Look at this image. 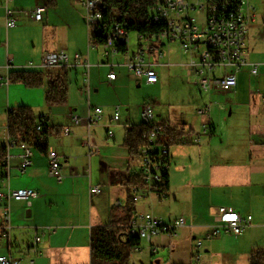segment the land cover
<instances>
[{"label":"crops","instance_id":"crops-1","mask_svg":"<svg viewBox=\"0 0 264 264\" xmlns=\"http://www.w3.org/2000/svg\"><path fill=\"white\" fill-rule=\"evenodd\" d=\"M69 1L72 7H76L72 0ZM40 2L48 5L45 15L40 21L35 20L34 27H30V17L22 8L30 7L31 11ZM60 3L61 0H9L8 6L14 12L17 23L7 28L3 0H0V75L4 79H8L13 71L44 69L39 65L48 52L63 50L68 55L70 64L66 67V103L47 106L45 114L34 113L37 119L40 115L47 117L49 129L45 147L28 144L31 149L30 164L22 168L20 155L23 150L18 144L11 145L8 149V161L0 173L2 193H6L8 189L23 187L34 188L38 192L36 197L25 201L8 200L6 197L0 199V234L4 224V206H8L9 214V229L5 231L7 235L0 238V254L10 253L20 260V264L90 262L91 228L110 221L112 206L116 202L123 204L120 199L122 191L126 190L127 194L130 192L125 183L127 176L140 171L138 160L131 158L123 146L125 130L140 123V112L144 104L152 106L147 101H143L141 105L138 103L139 112L135 116L132 115L131 108L126 107L123 117L119 113V121L108 126L115 107L120 112L121 106L102 108L101 104L107 106V103L103 99H96V95L106 84V80L107 84L115 88L131 86V82L126 81L124 71L119 72V76L114 71L117 66L126 69L129 55L125 54L119 61H114L118 53L110 50L106 56L104 46L90 42L88 26L86 30L78 7L79 15H75L70 6L66 14L58 15ZM260 18L263 23L264 15ZM31 20L34 21L33 18ZM257 21L259 24L256 13L255 18L247 25L246 47L249 28ZM76 53L80 55L79 64H75ZM251 53L254 54L255 51H246L245 57L253 62ZM158 61L155 62V67L167 66V63ZM83 62H88V90L84 86L83 74L86 69ZM30 63L32 67L29 66ZM112 71L115 78L109 79L108 74ZM189 71L194 74L192 70ZM261 75L264 72L253 77L248 68L244 67L236 74L237 84L234 90L223 92L234 110L229 112V116L240 115L245 122L235 121L232 116H224L223 121H226L220 126L217 119L208 117V128L212 126V131L202 134L200 140L195 142L194 137L199 131L188 125L181 116L169 114L167 118L157 120L194 131L189 142L169 146L166 198L159 200L150 194L141 199L142 205L138 201L136 203V212L150 208L153 215L167 223L179 217L185 219V226L178 236L159 234L150 241L146 240L149 253H158L154 264L195 263L194 252L199 254V250H194L197 248L194 241L216 223L219 207L235 210L242 216H251L250 224L245 230L240 235H234L248 257L251 250L263 248L258 243V237L264 231V95L258 88L261 86L258 79ZM73 79L76 83H73ZM251 80H254L253 89ZM140 84L138 81L137 85ZM3 87H6L5 90ZM17 87H22L20 89L29 98L34 97L36 103H31L29 99V102L22 100V103L16 101L11 105L10 93ZM45 90V85L28 86L9 80L7 85L0 87V144H4L8 134V110L25 104L23 102L32 110H37L41 106V100L45 102ZM89 106L100 107L102 110L96 126L87 125ZM70 113L78 116L81 121L78 125H71L70 134L63 135L62 128L70 124ZM57 116L62 117V120H58ZM113 126L122 127L118 139L115 138L114 131L112 136L108 135V128ZM97 128L105 130L104 138L98 137ZM203 136L206 137L204 141ZM88 143L98 150L89 154ZM47 149L58 154L62 175L60 181L49 174ZM93 186H99L100 192L91 193ZM229 233L222 229L215 239L225 242ZM35 236L40 237L36 244ZM213 241L215 240H210L205 245L204 251L208 252L209 248L214 247ZM142 251L143 248L135 252Z\"/></svg>","mask_w":264,"mask_h":264},{"label":"built area","instance_id":"built-area-1","mask_svg":"<svg viewBox=\"0 0 264 264\" xmlns=\"http://www.w3.org/2000/svg\"><path fill=\"white\" fill-rule=\"evenodd\" d=\"M9 0H3L5 10V26L13 27L17 23L14 12L8 6ZM103 0H81L87 11L88 28L94 22L100 19L101 15L98 11ZM198 9H205L206 20L204 24H198L192 12ZM45 11L44 6H36L30 11V16L40 21ZM256 16V6L253 0H157V14L155 20L161 17L166 20L167 28L157 37L150 39H141L135 52H127L129 58L126 67L129 72L137 80L145 84H154L158 82V74L155 70V62L149 56L151 53L156 54L163 39L176 41L181 50L188 54L189 60L185 63L197 77V85L203 92L215 90L219 92L233 91L237 84L236 74L247 67L251 76L257 77L264 72V62H251L245 57L247 25ZM264 23V20H263ZM125 32L122 28L114 26L111 35L108 38L105 55L109 51L117 52L112 45L115 38H124ZM1 41V40H0ZM143 41L150 43L144 44ZM162 56L161 51L156 57ZM75 64L80 63V55H74ZM9 63V62H8ZM9 65V64H8ZM85 66L84 82L88 90V62H83ZM30 67L33 65L30 63ZM68 55L63 51L48 52L44 54L39 65L40 68H59L69 67ZM109 79L115 78L112 71L108 74ZM8 84V79H4L0 75V87ZM264 100V97H263ZM200 115H207L210 112V105L204 104L198 110ZM100 107L88 108L86 122L88 127L96 126L99 123ZM120 114L118 107H115L113 114L109 119L108 126L111 127L119 121ZM141 122L149 129L144 134L146 143L141 147L139 158L137 159L140 166V173L144 180L143 186L130 187V196L133 201L137 202L145 198L147 195L153 194L159 200L166 198V193L158 188L164 182L163 173L168 171L170 166L169 146L159 141L163 137V126L155 119V113L152 106L144 104L140 112ZM81 119L70 113V124L62 128V134L71 133V125H78ZM36 131H42L43 127L40 123L35 126ZM210 129L207 125H203L201 132L195 135L194 141L198 142L202 134H206ZM113 132L108 129V135L112 136ZM4 145L7 148L5 156V164L8 161V149L13 144H18L23 152L20 155L22 162L21 167L25 168L30 164L31 149L30 146L23 141H19L7 134ZM40 141H44V136H40ZM89 154L97 151L98 148L91 144H87ZM49 159V174L58 181L62 179L60 173V162L58 154L51 149L46 151ZM1 183V180H0ZM91 193L100 192L99 186H93ZM38 194L34 188L23 187L16 189H8L6 193L0 191V199L6 197L8 200L25 201L36 197ZM120 205L116 202L115 206ZM216 223L210 226L205 234L207 239L217 237L221 230L230 232L233 235H240L250 224L251 216H242L239 212L219 207L217 212ZM4 224L1 227V237H6L5 231L9 229L7 224L9 219L8 206H4L3 211ZM185 226V219L179 217L172 222H165L163 219L153 215L151 212L138 214L136 212L131 225L130 234L140 239L150 241L152 237L159 234H167L170 237H176L180 234V230ZM40 241L39 236H35L34 244ZM202 246V241L196 242V247ZM133 251H141L139 246H135ZM199 254L194 253L193 260L198 264ZM0 264H20V260L9 254H0Z\"/></svg>","mask_w":264,"mask_h":264},{"label":"trees","instance_id":"trees-1","mask_svg":"<svg viewBox=\"0 0 264 264\" xmlns=\"http://www.w3.org/2000/svg\"><path fill=\"white\" fill-rule=\"evenodd\" d=\"M100 19L96 20L89 29L90 42L104 46L108 42L114 26L122 28L124 38H115L112 45L118 53L128 52L127 37L133 32L141 39L157 38L166 28L165 19L154 16L157 14V0H103L100 7ZM8 80L19 81L28 86L45 85V102L48 106L63 105L67 99L66 67L44 68L37 71H13ZM40 123L42 131H36ZM163 126V137L159 141L170 146L175 143H187L193 129L185 130L172 125L168 121H159ZM47 117L40 115L36 118L32 108L25 104L11 108L7 112V133L27 144L45 147L48 133ZM149 129L143 122L126 128L123 146L131 158L137 160L141 147L146 143L144 134ZM212 126H210V132ZM44 136V141H40ZM7 148L0 144V173L5 164ZM164 182L158 188L166 193L168 188V171L163 173ZM126 185L143 186L144 180L139 172L127 176ZM129 191V190H128ZM136 214V202L127 194L123 204L112 206L110 221L104 225H96L90 231V262L88 264H128L129 257L135 246H140L141 239L130 234V225ZM249 264H264V249L256 248L249 253Z\"/></svg>","mask_w":264,"mask_h":264},{"label":"rangeland","instance_id":"rangeland-1","mask_svg":"<svg viewBox=\"0 0 264 264\" xmlns=\"http://www.w3.org/2000/svg\"><path fill=\"white\" fill-rule=\"evenodd\" d=\"M25 1V0H22ZM76 7L80 10V14L83 15V21L85 24V28L87 29V11L86 7L83 5L81 0H72ZM253 4L256 6V13L259 16V24L258 21L253 23L250 26V33L248 35L247 47L246 51L251 52L255 51L252 56L253 62H264V25L262 23V19L264 15V0H254ZM44 6L48 7L46 3L40 2L33 6ZM71 7V10H74V14L79 15V11L76 7H72L71 2L69 0H61L60 9L58 15L66 14L67 8ZM31 8V9H32ZM23 12L27 13L28 18L30 17L29 25L30 27H34L35 20L32 21L30 16V7L22 8ZM73 12V11H72ZM44 12L42 14V18L44 17ZM193 17H195L198 24H204L206 20V11L205 9H198L191 13ZM74 21V20H73ZM263 26V27H262ZM92 29H89V33L92 32ZM144 44L150 43L149 41H143ZM162 44V45H161ZM161 44H158L159 49L156 54L152 53L149 55L151 59L155 62L167 63V66L155 67V70L160 77V81L155 85H147L144 82L139 81L141 84L138 86V81L132 76L129 70L122 67L117 66L114 68L115 73L119 76V72L124 71L126 75V81L131 82V86H118L113 87L111 84H104L102 89L96 95V99L104 100L107 103V106L101 104L102 108H114L116 105H120V114L123 117V112H125V108H131V113L133 116L136 115L138 110V103L141 105L143 101L150 102L152 104V110L155 113V119H165L169 116V114L178 115L184 118V121H187L188 125L192 126L196 131L201 130L203 124L209 126L208 117L215 118L218 121V125H222L226 120L223 121V117L229 116V112L233 111L231 109V104L228 102V98L223 92H218L215 90L211 91H201L196 84L197 77L194 74H190L189 70H191L187 65H183L182 63H186L189 60V56L187 53L181 50L179 44L176 41H169L166 38L161 41ZM127 45L128 52H135L138 48V37L135 33H129L127 37ZM162 53V56L157 58L156 55L158 52ZM171 54V55H170ZM122 56L125 54L118 53L116 57H114V61H119ZM172 63L173 66L171 65ZM159 65V64H158ZM157 65V66H158ZM108 72V70H107ZM103 79L105 78V73L102 75ZM84 79V78H83ZM259 84L261 85L259 88L260 93L264 95V75H261L259 78ZM80 81L79 79H77ZM252 87H254V80H251ZM73 83L76 81L73 79ZM255 85H257L255 83ZM84 86L86 83L84 82ZM6 87H3L5 90ZM18 89H14L10 93V103L13 105L16 101L17 103H22L20 101H28L30 99L31 103H36L35 98H29L25 91H23L22 87H17ZM25 88V87H24ZM78 92V89H77ZM76 98V96H75ZM28 99V100H27ZM32 99V100H31ZM26 104V102H23ZM210 105V112L207 116H202L198 113V109L204 105ZM48 105L41 100V106L37 110H34L35 114L47 113ZM137 106V107H136ZM159 114V116H157ZM60 115V114H59ZM61 116V115H60ZM238 117V119H237ZM232 118L235 121L245 122L244 118H241L240 115H233ZM58 120H62V117L57 116ZM232 120V119H231ZM227 124V123H226ZM225 124V125H226ZM122 127H112L108 128L112 132H115V138L118 139ZM98 137H105V130L103 128L96 129ZM206 137L203 136L202 141H204ZM134 167L137 169V165L134 163ZM131 192H129L130 194ZM131 195V194H130ZM122 203L125 202L127 197L126 190L122 191V195L120 196ZM146 201H149L146 199ZM139 205H142V200H138ZM137 203V202H136ZM146 210V211H145ZM145 210L140 209L138 214H144L147 212H151L150 208ZM155 215V214H154ZM228 233V232H227ZM225 242L218 241L213 238L215 241V245L213 248H209L208 252L204 251L205 245L213 240L207 239L205 234L196 238L194 242L199 240L202 241V246L199 248H195L194 250H199L200 259L198 264H249L248 262V254L243 252V249L240 244L237 243L236 238L233 234L229 233ZM218 239V238H217ZM258 243H261L264 248V231L260 237H258ZM140 248H143L141 253H137L132 251L128 264H154V260L158 257V253L151 255L147 250V244L145 239H141ZM16 249V248H15ZM252 247L250 248V250ZM256 249V248H255ZM254 250V249H253ZM252 251V250H251ZM195 253V252H194ZM247 254V255H246Z\"/></svg>","mask_w":264,"mask_h":264}]
</instances>
